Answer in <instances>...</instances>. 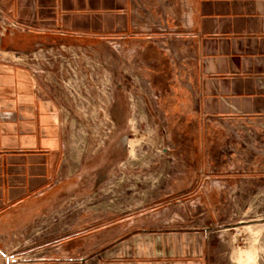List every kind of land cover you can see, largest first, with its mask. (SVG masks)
Listing matches in <instances>:
<instances>
[{
  "label": "rangeland",
  "instance_id": "1",
  "mask_svg": "<svg viewBox=\"0 0 264 264\" xmlns=\"http://www.w3.org/2000/svg\"><path fill=\"white\" fill-rule=\"evenodd\" d=\"M145 1L157 23L163 4ZM9 22L4 47L13 50ZM78 44L85 50H71L58 87L64 165L44 212L0 236V264L99 228L109 238L127 222L134 236L206 233L210 264H264V129L246 134L230 118L197 134L180 112L187 87L174 85L177 55L165 62L152 45L126 67L125 54L103 46L100 56L98 42ZM253 162L258 178L243 180Z\"/></svg>",
  "mask_w": 264,
  "mask_h": 264
},
{
  "label": "crops",
  "instance_id": "2",
  "mask_svg": "<svg viewBox=\"0 0 264 264\" xmlns=\"http://www.w3.org/2000/svg\"><path fill=\"white\" fill-rule=\"evenodd\" d=\"M158 1L164 7L155 23L145 0H0V236L29 227L48 206L65 162L58 87L75 59L67 57L71 50H85L81 41L98 42L100 56L103 46L125 54L126 67L152 45L165 62L177 55L174 85L187 87L180 112L197 134L230 118L246 134L264 129V0ZM7 21L15 22L13 50L4 47ZM257 176L253 168L243 180ZM131 227L109 238L99 228L11 264L212 261L204 232L151 238L134 236Z\"/></svg>",
  "mask_w": 264,
  "mask_h": 264
},
{
  "label": "bare ground",
  "instance_id": "3",
  "mask_svg": "<svg viewBox=\"0 0 264 264\" xmlns=\"http://www.w3.org/2000/svg\"><path fill=\"white\" fill-rule=\"evenodd\" d=\"M136 143V141L135 140H129V145H130V149H131V151H132V148H133V146H134V144ZM130 149H129V151H130ZM131 153V152H130ZM244 232V231H243Z\"/></svg>",
  "mask_w": 264,
  "mask_h": 264
},
{
  "label": "built area",
  "instance_id": "4",
  "mask_svg": "<svg viewBox=\"0 0 264 264\" xmlns=\"http://www.w3.org/2000/svg\"><path fill=\"white\" fill-rule=\"evenodd\" d=\"M0 58H1V54H0Z\"/></svg>",
  "mask_w": 264,
  "mask_h": 264
}]
</instances>
